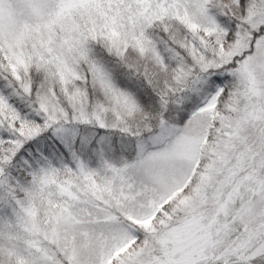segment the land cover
Wrapping results in <instances>:
<instances>
[{
	"label": "snow or ice",
	"instance_id": "1",
	"mask_svg": "<svg viewBox=\"0 0 264 264\" xmlns=\"http://www.w3.org/2000/svg\"><path fill=\"white\" fill-rule=\"evenodd\" d=\"M0 264H264V0H0Z\"/></svg>",
	"mask_w": 264,
	"mask_h": 264
}]
</instances>
